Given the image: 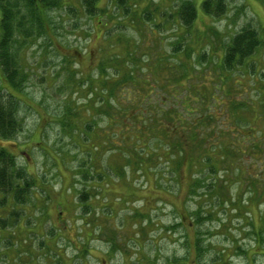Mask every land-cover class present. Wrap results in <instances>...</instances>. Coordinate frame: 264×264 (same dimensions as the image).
Segmentation results:
<instances>
[{
	"label": "rangeland",
	"instance_id": "1",
	"mask_svg": "<svg viewBox=\"0 0 264 264\" xmlns=\"http://www.w3.org/2000/svg\"><path fill=\"white\" fill-rule=\"evenodd\" d=\"M122 1L100 0L106 15L93 17L52 9L49 36L23 49L24 129L0 145L37 186L24 204L0 200V264H264V0H209L205 8V0ZM187 1L197 7L192 26L179 13ZM245 27L258 30L262 47L217 76ZM182 62L197 66L194 86L206 78L229 91L207 105L208 135L187 155L145 133L130 138L133 121L102 113L117 100L88 88L91 79L101 86L130 68L148 77L149 91L160 86L153 97L180 98ZM173 102L161 105L166 124L177 123ZM74 104L80 122L63 130L59 116ZM124 141L130 147L121 152ZM135 142L146 150L141 160L130 150Z\"/></svg>",
	"mask_w": 264,
	"mask_h": 264
},
{
	"label": "trees",
	"instance_id": "2",
	"mask_svg": "<svg viewBox=\"0 0 264 264\" xmlns=\"http://www.w3.org/2000/svg\"><path fill=\"white\" fill-rule=\"evenodd\" d=\"M114 1L120 5L123 3L122 0ZM79 2L80 7L78 8L72 4V0H0L1 139H14L24 129L25 119L20 116L21 106L24 103L20 100L17 93L25 91L30 75L27 71L26 60H24L22 52L25 46L30 44L33 39L49 36L48 26L51 23L48 16L49 12L52 9L64 7L69 8L70 13H76L77 15L80 13H84L90 17L97 14L106 15L107 8L100 6V0H79ZM209 5V0H205L203 7H209ZM196 10V5L191 1L181 4L179 13L183 16L188 26H192L197 15ZM186 44L188 42H185L183 50L187 49ZM262 45V37L256 28H243L228 45L225 56L219 59L220 72L217 76L225 77V72L229 71V68L234 69L238 65L242 66L244 62L246 63V59L253 56ZM185 54L188 57L190 56L189 51H185ZM158 57L159 55L156 56V58ZM184 63L186 62H182L179 65L180 76L177 79L178 82H181L176 91L183 89L184 92L180 98L170 92H165L163 98L157 99L153 97V95H157L154 92H157L160 86L154 85L153 90L149 91L148 77L137 78L134 72H130V68L127 69L125 74L118 76L121 79L117 81L109 79L105 84L102 83L101 86H95L97 81L91 79L88 81V88L94 94H97L100 90L109 93L110 98L114 99V101L117 100L116 106L107 103L106 107L109 106L110 109L102 110L99 108V110H102V113L105 112L113 120L117 117L118 120L114 121L115 123L117 121L118 123H125L129 119L133 121V128H130V138L138 133H145L149 139L153 136L151 140L162 143L165 146L164 149L171 151V149L177 147V151L180 148L182 154L187 155L189 146L202 145V142L205 140L204 136L208 135L207 127L211 123L212 115L209 114L210 109L207 105L228 97L229 91L223 86L220 87L212 79L208 82L206 78L202 80L201 85L194 86L192 82L197 74V66L191 64L193 67L187 68ZM131 77L135 79L134 85L137 87L135 90H130ZM135 82H140V84ZM75 83L76 81L73 82V85ZM77 84L80 85V81ZM109 84L112 87H107ZM195 87L198 88L195 89ZM129 91H131L130 97L124 100L121 99V92L129 93ZM170 100H174L173 103L177 109V123L168 118L171 121L166 124L162 121L163 107L161 105ZM106 107L104 106L103 108ZM81 111V107H77V104L66 106L63 115L59 116L57 121L61 129L75 131L74 124L80 122L77 121V117H81ZM160 121L163 123L160 124ZM202 128L203 133H201ZM127 132L128 129L123 128L120 130V135H125ZM222 133L225 132L222 131ZM136 142L131 146L130 150L133 155L137 156L138 160H141L143 151L146 150L139 147L140 139L138 141L139 145ZM118 145L121 152H125L124 146L130 147L125 141ZM182 159H186V156H182ZM139 164L136 163L137 166ZM209 165L212 169H216V166L212 162ZM135 169L140 170L141 168L136 167ZM36 186L35 177L29 175L17 164L14 154L8 151L6 147L0 145V193L3 195L0 200L4 201L5 198L7 206L11 204H24L31 197L32 190ZM193 192H195V188H192Z\"/></svg>",
	"mask_w": 264,
	"mask_h": 264
}]
</instances>
